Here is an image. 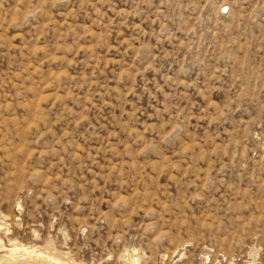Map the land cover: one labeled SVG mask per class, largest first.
Instances as JSON below:
<instances>
[{
	"label": "rangeland",
	"instance_id": "374dc122",
	"mask_svg": "<svg viewBox=\"0 0 264 264\" xmlns=\"http://www.w3.org/2000/svg\"><path fill=\"white\" fill-rule=\"evenodd\" d=\"M0 264H264V0H0Z\"/></svg>",
	"mask_w": 264,
	"mask_h": 264
},
{
	"label": "bare ground",
	"instance_id": "6f19581e",
	"mask_svg": "<svg viewBox=\"0 0 264 264\" xmlns=\"http://www.w3.org/2000/svg\"><path fill=\"white\" fill-rule=\"evenodd\" d=\"M22 248V247H21ZM15 249V248H14ZM29 253V252H28ZM39 257V256H38ZM10 259V258H9ZM14 261V260H13Z\"/></svg>",
	"mask_w": 264,
	"mask_h": 264
}]
</instances>
